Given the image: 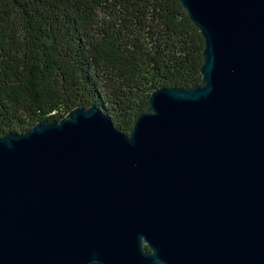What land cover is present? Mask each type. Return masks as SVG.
I'll return each mask as SVG.
<instances>
[{
	"label": "water",
	"instance_id": "95a60500",
	"mask_svg": "<svg viewBox=\"0 0 264 264\" xmlns=\"http://www.w3.org/2000/svg\"><path fill=\"white\" fill-rule=\"evenodd\" d=\"M181 3L202 84L0 138V264H264V0Z\"/></svg>",
	"mask_w": 264,
	"mask_h": 264
},
{
	"label": "trees",
	"instance_id": "16d2710c",
	"mask_svg": "<svg viewBox=\"0 0 264 264\" xmlns=\"http://www.w3.org/2000/svg\"><path fill=\"white\" fill-rule=\"evenodd\" d=\"M204 48L181 0H0V138L80 106L130 136L153 91L202 84Z\"/></svg>",
	"mask_w": 264,
	"mask_h": 264
}]
</instances>
